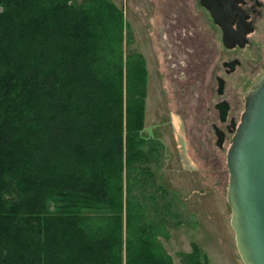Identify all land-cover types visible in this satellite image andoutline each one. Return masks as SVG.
I'll list each match as a JSON object with an SVG mask.
<instances>
[{"label": "trees", "instance_id": "16d2710c", "mask_svg": "<svg viewBox=\"0 0 264 264\" xmlns=\"http://www.w3.org/2000/svg\"><path fill=\"white\" fill-rule=\"evenodd\" d=\"M85 4L0 0V264H173L167 232L132 209L135 187L159 203L123 138L143 128L145 61L127 63L124 112L121 10Z\"/></svg>", "mask_w": 264, "mask_h": 264}, {"label": "rangeland", "instance_id": "374dc122", "mask_svg": "<svg viewBox=\"0 0 264 264\" xmlns=\"http://www.w3.org/2000/svg\"><path fill=\"white\" fill-rule=\"evenodd\" d=\"M86 1L71 0L77 7L86 6ZM107 1L123 16L124 112L128 98L139 90L133 83L125 84L127 63L133 64L138 54L146 67L143 128L135 136L124 129L123 138L124 147L130 142L148 159L156 182L150 191L159 196V203L139 197L140 189L135 187L132 209L141 207L144 222L155 221L167 232L161 241L173 264H181L184 254L206 257L201 259L204 264H243L226 200V153L231 139L217 146L211 125L212 121L219 124L213 106L216 82L208 73L218 58L223 59L218 54L223 48L219 34L213 35V23L197 0ZM255 22L256 32L249 36L253 47L244 52L249 66L245 76L264 61V13ZM263 70L264 66L252 74L247 84L238 78L229 81L230 91L239 98L235 113L240 97L242 101ZM242 75L243 71L238 77Z\"/></svg>", "mask_w": 264, "mask_h": 264}, {"label": "water", "instance_id": "95a60500", "mask_svg": "<svg viewBox=\"0 0 264 264\" xmlns=\"http://www.w3.org/2000/svg\"><path fill=\"white\" fill-rule=\"evenodd\" d=\"M222 29V43L231 46L229 20L217 16L212 5L218 0H200ZM240 34L237 41L245 44ZM222 146L223 135L217 132ZM228 185L226 200L230 207V226L243 264H264V71L245 93L244 111L226 153Z\"/></svg>", "mask_w": 264, "mask_h": 264}, {"label": "flooded vegetation", "instance_id": "af4514ba", "mask_svg": "<svg viewBox=\"0 0 264 264\" xmlns=\"http://www.w3.org/2000/svg\"><path fill=\"white\" fill-rule=\"evenodd\" d=\"M207 1L209 2V0ZM197 3L205 10L208 18L212 21L213 35L215 36L219 34L222 43L223 32L221 27L213 21L211 14L206 8L202 6L201 1L197 0ZM212 7L216 11L221 10V12L217 13L218 17L223 20H229L228 27L230 29L228 31V34L231 41L230 43H232L231 46H225L222 43L223 48L218 51V54L219 56L223 57V59L221 58L219 62L220 58H218L216 61L220 66L218 67L217 63H215V66L210 68L208 72L209 76H212V78L216 82L215 86L213 87L216 93V101L213 103V106L215 114L219 120V124H217L215 121H212L211 125L214 129L216 135V144L218 146V137L216 133H222V145L226 141V139L230 138L232 140L233 133L237 128L240 122L241 115L244 111L243 106L245 105L246 92L242 95V101L240 97V104L242 106L240 105V109H238L235 113L234 109L239 106V98L235 99L236 93L234 91H230L231 88L229 86L232 82L229 83V81L238 78L237 80L239 81L246 80L244 84H247L249 83L251 77L254 76L259 71V69L264 66V61L262 60V62H260V64L256 67L257 69L252 73L253 75L251 74L252 76H249V74L245 76L244 74L246 69L249 67L246 60L247 55L244 52H249L253 47L252 40L249 36L250 34L256 32L257 25L255 21L257 18L262 16V13H264V0H218V3L212 5ZM249 28H251L252 31L245 34V44L241 46L237 39L241 33ZM256 36H258V34L254 35V37ZM255 51L258 52V48L255 49ZM218 70L219 74L216 73ZM242 71L243 75L241 77H238L240 76ZM260 74L256 77V79L260 76ZM255 80L253 81V83L255 82ZM227 84L228 86L226 87ZM241 107H243V109H241Z\"/></svg>", "mask_w": 264, "mask_h": 264}]
</instances>
